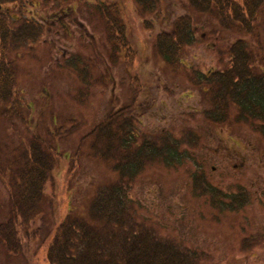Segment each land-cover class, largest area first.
<instances>
[{
    "label": "rangeland",
    "instance_id": "374dc122",
    "mask_svg": "<svg viewBox=\"0 0 264 264\" xmlns=\"http://www.w3.org/2000/svg\"><path fill=\"white\" fill-rule=\"evenodd\" d=\"M117 1L134 46L131 60L111 52L94 0L23 9L44 33L13 60L18 107H0V225L9 217L11 173L28 143L48 144L56 164L39 215L19 231L22 253L7 254L0 243V264H48L56 227L66 217H85L96 190L119 179L91 152L88 136L109 113L131 106L141 135L176 138L186 156L180 166L150 164L132 181L139 218L160 238L203 253V264H264V139L253 124L237 121L234 108L225 125L205 121L208 100L189 81L195 71L228 67L227 50L237 39L264 44V14L253 38L221 31L186 0H156L148 14L134 0ZM184 15L194 18L197 39L173 70L153 42Z\"/></svg>",
    "mask_w": 264,
    "mask_h": 264
},
{
    "label": "trees",
    "instance_id": "16d2710c",
    "mask_svg": "<svg viewBox=\"0 0 264 264\" xmlns=\"http://www.w3.org/2000/svg\"><path fill=\"white\" fill-rule=\"evenodd\" d=\"M134 1L144 14L151 12L157 3L156 0ZM51 2L0 0V107L6 113L18 107L13 60L21 49L35 44L44 33V25L22 15L23 9L27 4L48 6ZM186 2L196 14L213 17L223 32L259 37L264 0ZM93 5L113 55L123 53L131 60L134 46L119 1L94 0ZM196 39L194 18L184 15L157 32L153 48L165 65L175 70L182 64L185 48L192 46ZM227 54L228 67L220 71H195L189 79L208 100L209 108L202 112L203 119L214 125H225L230 109L234 108L237 121L253 124L264 139V44L240 38L231 44ZM134 110L135 106H131L109 113L88 136L91 152L109 162L119 179L96 190L85 217H66L56 227L46 249L48 264L204 263L203 253L160 238L137 215V204L130 196L132 181L150 164L180 166L186 156L176 138L141 135L135 126ZM55 164L52 147L36 138L19 153L9 183V217L0 225V243L7 254L16 257L22 253L19 231L28 228L39 215ZM227 207L231 209V206L220 208Z\"/></svg>",
    "mask_w": 264,
    "mask_h": 264
}]
</instances>
